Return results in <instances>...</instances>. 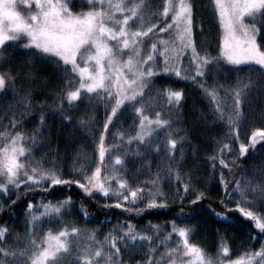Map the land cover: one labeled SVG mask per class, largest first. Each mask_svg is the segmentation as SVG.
Returning a JSON list of instances; mask_svg holds the SVG:
<instances>
[{
	"label": "snow or ice",
	"instance_id": "obj_1",
	"mask_svg": "<svg viewBox=\"0 0 264 264\" xmlns=\"http://www.w3.org/2000/svg\"><path fill=\"white\" fill-rule=\"evenodd\" d=\"M210 3L223 32L215 56L207 50L210 44L202 46L206 41L200 45L196 42L194 29L198 26L203 31L204 26L195 24L194 0H163L160 12L147 0H81L86 10L81 7L79 12L73 11V0H0V55L9 43L25 40L21 47L32 57V63L23 62L28 69L27 89L17 85L19 73L0 71V211L7 209L11 218L21 195L27 196L35 188L50 194L54 186L72 184L85 194L95 197L99 192L109 198L104 208L114 206L136 216L168 208L164 182L175 184L172 195L181 202L189 193L193 195L191 205L203 201L207 192L197 188L195 172L181 171L186 156L183 145L189 136L174 125L183 90L155 83L161 74L174 75L198 83L210 100L209 114L214 121L226 124L227 131L202 163L209 165L212 174L219 166V185L224 189L220 204L238 210L253 222L259 232L249 229L248 234L253 241H261L260 247L241 258L228 259L223 254L230 248L221 238L216 254H207L189 240L194 226H180L176 219L170 225L150 220L141 228L131 220L117 218L102 238H98L99 227L111 223V217L101 221L98 228L64 221L56 230L55 223L74 210L89 219L87 205L81 201L77 207L72 196L56 202L41 197L34 204L33 197L27 201L22 233H13L7 222L0 224V264H264V175L249 174L247 166H242L233 182L223 171L231 172L242 158L255 155L257 147L264 148V127H256L247 143L241 140L244 105L253 89L257 94L264 91V0ZM19 6H27V16L17 10ZM153 17L159 18L153 23ZM149 40L151 44L146 47ZM36 59L53 62L64 85L53 98L50 111L45 110L44 102L39 107L33 103L30 85ZM228 65L248 67L246 77L238 78L234 87L215 82L222 72L230 76L240 71ZM210 75L212 85L201 82ZM85 97L96 111L100 104L105 108L99 162L92 167L88 154L77 151L72 172L65 176L62 168L47 160L51 152L39 159L35 152L51 142L50 121L58 117L62 126L74 124L75 106ZM125 109H131L133 125L127 131L117 129L113 133L115 143H107L110 125ZM29 121L34 125L30 133L24 130ZM78 123L95 131L94 115H86ZM161 153L162 161L152 172V161L145 157ZM194 167L198 169L199 163ZM144 170L146 178L139 181ZM138 203L139 208L135 207ZM212 212L222 222H231L226 211L213 208ZM178 218H183V210ZM173 234L178 239L170 247ZM137 254L144 258L135 260Z\"/></svg>",
	"mask_w": 264,
	"mask_h": 264
},
{
	"label": "trees",
	"instance_id": "obj_2",
	"mask_svg": "<svg viewBox=\"0 0 264 264\" xmlns=\"http://www.w3.org/2000/svg\"><path fill=\"white\" fill-rule=\"evenodd\" d=\"M147 2L153 10L159 12L163 0H147ZM73 3L74 12H79L81 7H84L86 10V5H82L81 0H73ZM194 3L195 24L200 25L202 23L204 26L203 31L198 26L194 29L196 42L200 45L202 40L206 41L202 46L207 47L210 44L211 47H208L207 50L215 56L219 53L220 28L217 19H214L213 5L210 3V0H194ZM155 19L153 17L151 22L154 23ZM260 39L258 37V40ZM22 44H24L23 40L19 44L9 43V46L4 49L3 54L0 55V65H2L0 71L11 69L12 73H19L17 85H23L27 89L29 84L25 73L28 72V69L23 62L27 61L28 63H32V57L27 49L21 47ZM32 66L36 70L30 85L33 90V103L39 107L41 102H44L45 110L50 111L53 105V98L57 97L59 90L64 87L60 73L55 69L51 61L36 59ZM238 67L240 71H233L230 76L227 72L220 73L215 78V82L223 84L225 87H234L235 81L240 77H246L248 72L247 65ZM201 82L212 85L214 78L210 75L206 79H202ZM155 83L157 86L163 84L173 89L183 90L184 95L180 106L175 109L178 116L176 117L177 123L174 125V127L184 129L189 136V141L183 145L186 156L181 171L187 172L191 169L195 172L197 188L207 192L206 198L203 201L197 202L194 206L191 205L189 202L193 199V195L189 193L187 199L183 202H181L179 197H175L174 200L168 201V208L166 209L147 210L141 216H136L135 213H126L123 209L114 206L107 209L104 208L103 205L105 202L85 194L75 184L70 186L58 185L54 186L55 191L49 189L50 194H45L41 189L35 188L27 196L21 195V199L17 201L15 206V215L10 218V212L7 209L3 210L0 213V224L7 222L13 233H22L25 226L23 218L20 216V211L27 207L28 199H33L34 197L33 203L36 204L41 197L54 202L58 198L72 196L73 203L77 207H79L81 201L87 205V210L90 213V218L87 221L93 223H101L106 217H111V223L103 224L115 223L117 218H119L120 220H131L138 226H144L150 220L153 223L161 224L169 222L170 225V221L173 219H176L177 222H187L196 218L197 220L204 218L206 220H203V222L201 221L202 219L199 221V225L196 227L190 242L198 244L205 250V253L215 255L221 238L229 244L232 259H237L248 248H259L261 241H253L248 234L249 229L257 233L259 232L258 229H255L253 222L243 217L238 210L231 208L225 209L220 204L224 189L219 185V166L216 173L212 174L209 165L202 163L207 156L212 154L213 149L216 147V140L221 138L227 131L226 124L218 120L214 121L213 116L209 114L210 100L204 94L203 89L199 87L198 83L179 80L177 77H168L163 74H161V78L156 80ZM10 96L11 92H9ZM85 109L86 107L82 103L75 106V111L73 112L74 124L62 126L58 117L54 121H50L48 127L51 128L49 133V140L51 142L46 148H40L35 152L37 159L42 154L51 152L52 154L47 156V160L54 162L57 168H62L65 176L72 172V163L77 151L88 154L92 161V167H95L97 162V140L100 131L103 130V122L106 116L101 112V109L90 112V115H94L95 119V131L93 132L91 129H85L79 126V120L87 115ZM244 110L246 118L241 131V140L247 143V137L251 135V132L256 127H264V118H262V111H264V91L257 94V90L253 89L252 96L244 105ZM33 127V123L29 121L24 125V130L30 133ZM189 143L192 145L191 147L188 146ZM235 147L238 149V144ZM194 150H196L195 158L193 157ZM251 151L250 149V153ZM162 156L163 153L158 156L145 157V160H151L152 168L157 169V165L162 161ZM177 158H179V152H177ZM197 163H199L198 169L194 167ZM242 166H247L249 174H254L255 176L264 175V148L257 147L255 155L249 154L247 159L242 158L231 172L226 168L223 171L228 179L234 182V178L239 175ZM45 167H47V164H45ZM146 175L147 172L140 175L138 180L144 181ZM74 178L81 177L74 176ZM128 178H132L131 173H129ZM23 188L24 186L21 185V193H23ZM162 190L172 194L175 191V184L169 185L167 182H164ZM12 198L14 199L15 196ZM209 205H211V208ZM129 206L131 207L132 205ZM135 207L139 208L141 204L138 203ZM213 208L217 211H226L231 222H222L219 217L213 214ZM181 210H183V218H178ZM254 210L261 211L260 208ZM73 215L75 218H78V221L81 219L85 220L83 215L77 214L76 211ZM250 242L251 244H249ZM142 257L140 256V258Z\"/></svg>",
	"mask_w": 264,
	"mask_h": 264
},
{
	"label": "rangeland",
	"instance_id": "obj_3",
	"mask_svg": "<svg viewBox=\"0 0 264 264\" xmlns=\"http://www.w3.org/2000/svg\"><path fill=\"white\" fill-rule=\"evenodd\" d=\"M113 2H115V0H113ZM33 7H34V2H33ZM162 7H163V3L161 4V7L159 8V12L160 11H162ZM18 11H21V13H22V15H25V16H27L28 15V11H27V6H19L18 7V9H17ZM157 19V18H159V17H154V19ZM170 18V17H169ZM217 21H218V24H219V20L217 19ZM249 22H251V21H249ZM219 28H220V25H219ZM223 34V32H222V29L220 28V36ZM24 41V43H25V40H23ZM151 44V40H149V41H147V44L145 45L146 47L147 46H149ZM223 63H225L226 64V62H223ZM229 67H238V66H232V65H228ZM241 66H243V65H241ZM164 75V74H163ZM167 76V75H166ZM172 77H174V78H176L174 75L172 76ZM178 78V77H177ZM179 80H184V79H182V78H179ZM186 81V80H185ZM222 95H223V93H222ZM83 104V106L84 107H86V112H87V115H90L91 113L90 112H92V111H94L95 109L93 108V106H91V105H88L87 104V97H85L84 98V102L82 103ZM85 104V105H84ZM98 107V110L99 109H101V112L103 113V114H105V108H104V105L103 104H100V105H98L97 106ZM109 111H110V108H109ZM133 125V115L131 114V109H125L122 113H120L119 115H118V118H116L115 119V121H114V124H112V125H110V130H109V132L108 133H106V141H107V143H115V141L113 140V133L117 130V129H120V130H124V131H127V130H129V128L131 127ZM98 143H99V137H98ZM3 145H1L0 147H2ZM97 162L96 163H98L99 162V153H98V145H97ZM114 155V154H113ZM146 171V170H145ZM156 171V169H154V168H152V172H155ZM146 173V172H145ZM164 193L167 195V198H168V201H172V200H174L175 198H173V195L172 194H169V192H165L164 191ZM173 193V192H172ZM95 197L97 198V199H99L100 201H102V202H106V200L108 201V202H110V199L109 198H106V197H104V195L102 194V193H99V192H97L96 193V195H95ZM63 199V197L62 198H58V199H56L54 202H56V201H59V200H62ZM75 205V204H74ZM25 209H26V207L25 208H23L22 209V211H20V216H21V218H23V216L25 215ZM2 211H0V213H1ZM75 212V210L73 211V213ZM73 213L71 214V215H68V216H65V217H63L62 218V220L61 221H59V222H56L55 223V225H54V227H55V229L56 230H58L60 227H62L63 226V222L64 221H73L75 224H77L78 226H87L89 229H92V228H98V226L101 224V223H93V222H91V221H87V220H83V219H81V220H79L78 221V218H75L74 217V215H73ZM202 219V220H201ZM202 221L203 222V220H206V219H204V218H200V219H198L197 220V218L196 219H193V220H191V221H187V222H177V224L178 225H180V226H194V231H195V229H196V227H198V223H199V221ZM116 223V222H115ZM115 223H112V224H103L102 225V227H99V237L98 238H102L103 237V235L105 234V233H107L108 231H109V229H111L112 228V226H113V224H115ZM138 227H143V225H139ZM194 233V232H193ZM192 235L193 234H191L190 235V237H189V240L191 241V237H192ZM175 236V237H174ZM177 239H178V237H177V235L176 234H173V236L171 237V239H170V242H169V246L171 247V246H174L175 244H176V242H177ZM220 242H221V240H220ZM220 242H219V244H220ZM249 244H251V242L249 243ZM229 245V244H228ZM260 247V246H259ZM229 248H230V246H229ZM258 249V248H257ZM254 250H256V249H254V248H248V249H246L244 252H242L241 253V255L238 257V258H241L242 257V254H244V253H246V252H248V251H254ZM224 256H226L228 259H232V257H231V248H230V252L228 253V254H223ZM140 256L142 257L143 256V254H137L135 257V260H141L142 258H144V257H142V258H140ZM205 258H207V256L205 257ZM237 258V259H238ZM185 259H191V257H186ZM233 260H235V259H233Z\"/></svg>",
	"mask_w": 264,
	"mask_h": 264
}]
</instances>
